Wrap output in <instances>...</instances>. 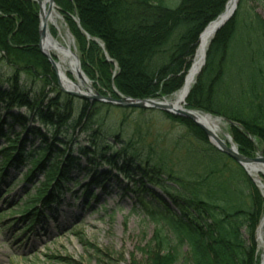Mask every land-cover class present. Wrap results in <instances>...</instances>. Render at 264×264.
Listing matches in <instances>:
<instances>
[{
  "label": "trees",
  "instance_id": "16d2710c",
  "mask_svg": "<svg viewBox=\"0 0 264 264\" xmlns=\"http://www.w3.org/2000/svg\"><path fill=\"white\" fill-rule=\"evenodd\" d=\"M227 1L54 0L93 87L115 96L114 87L135 99H160L181 88L200 33ZM249 2L238 0L232 16L213 35L185 107L229 121L238 151L252 157L257 152L264 156V16L248 8ZM38 9L33 0H0V63L14 69L4 75L0 64V137L7 143L0 149V176L6 166L20 161L31 163V171L42 169L45 179L19 213L32 215L37 201H55L59 195L54 192L72 182L67 174L74 160L84 157L88 166L99 161L128 181L138 210L157 225L142 249L146 264H260L256 228L264 198L245 169L189 119L154 109L112 107L58 90L38 48ZM24 71L54 85V95L46 98L43 89L33 94L21 81ZM111 107L121 111L113 123L108 119ZM134 112L161 115L179 130L166 133L150 121L143 129L134 124L129 130ZM30 121L51 128L50 138L29 126ZM4 125L9 128L3 130ZM14 125L39 138L40 145L31 153L23 150L26 137L20 138ZM76 128L87 134L88 145L78 147L75 158L64 147L68 131ZM109 136L117 138L119 149ZM109 173L107 169L98 178L104 180Z\"/></svg>",
  "mask_w": 264,
  "mask_h": 264
},
{
  "label": "rangeland",
  "instance_id": "374dc122",
  "mask_svg": "<svg viewBox=\"0 0 264 264\" xmlns=\"http://www.w3.org/2000/svg\"><path fill=\"white\" fill-rule=\"evenodd\" d=\"M247 7L264 16V2L262 0H251ZM55 9L60 17L59 24L62 32L69 33L73 39L72 49L75 50L80 64V55L75 39L56 5ZM49 34L57 37L58 32L51 26ZM50 55L57 61L56 56ZM0 64L1 73L4 75L13 73L12 67L7 66L4 62ZM52 71L54 72L53 69ZM54 75L56 77L55 72ZM68 76L74 79L72 73L68 72ZM20 78L23 83L31 87L33 94L39 89H43L46 98L55 93L54 85L45 84L41 81V77L31 76L24 71L20 72ZM56 88L60 90L58 84ZM93 89V91H97L96 88L93 87ZM112 90H114L115 96L110 94L104 96L114 98L118 97V94L124 96L116 92L114 87ZM172 95L163 98L165 100L170 99ZM44 103H46V99H44ZM183 106L185 107L184 104ZM112 107L108 119L113 123L117 119L119 120L121 111ZM1 112L3 111H0V114ZM14 112L25 113L26 110L14 108ZM209 115L221 120L218 131L219 137L226 142L227 138L232 140L229 132L231 123L222 117ZM162 119L164 118L161 115L154 113L141 116L138 112H134L128 118V127L129 130H132L134 124H138V128L143 129L146 121H150L154 128L161 131L172 130L174 131L172 133H177L179 127L177 128L175 124ZM28 125L38 127L41 132L47 134L48 138L53 132L51 128L43 126L37 121H30ZM8 128V125L3 126V130ZM13 129L20 134L22 133L20 138L26 137V140L22 141V144L24 143L21 146L23 150L31 153L40 145L39 138L30 134L25 135L19 126L14 125ZM166 133L168 132L166 131ZM172 133L169 134L172 135ZM59 137L62 138L63 136L60 135ZM111 138L113 137L108 139ZM65 141L66 146L64 148L70 147L75 158L77 148L88 145L87 134L81 132L80 128L68 131ZM48 142L50 141L48 140ZM6 144L5 140L0 137V149ZM110 144L116 149L120 148L117 138L111 139ZM2 158L3 156L0 154V164ZM61 158L63 156H59L57 160L60 161ZM31 167L29 162L18 161L16 164L6 166L0 176V264H131V261L137 264H146L142 249L153 237L157 225L138 210L137 196L133 192L134 188L121 175L99 161L96 166H88L86 158L77 157L67 174V178L72 182L64 186L61 192H54L59 196L52 203L48 202L41 205L39 203L41 200L38 201L36 204L37 212L30 216L28 213L19 212L22 210L25 201L30 204L28 200H32L36 196L37 189L45 180L42 169L31 171ZM107 169L110 171L108 176L104 180L98 178ZM261 176L264 177V175ZM73 182L74 186L72 185ZM257 185L259 186V184ZM258 188L264 198V190L261 186ZM154 192H157L170 203L168 196L160 189H155ZM10 211L17 212L10 214ZM263 217L264 213L260 218V223ZM259 224L256 228V242L260 264H264L263 227L261 231L262 241H259Z\"/></svg>",
  "mask_w": 264,
  "mask_h": 264
},
{
  "label": "bare ground",
  "instance_id": "6f19581e",
  "mask_svg": "<svg viewBox=\"0 0 264 264\" xmlns=\"http://www.w3.org/2000/svg\"><path fill=\"white\" fill-rule=\"evenodd\" d=\"M236 4V0H228L225 14L232 11ZM44 11H47L46 0H44ZM60 17L55 7H52L47 18V30L48 36L44 42V49L47 53L56 56L58 77L60 85L65 89L72 90H84L88 88L93 91L92 83L83 76L78 65H77V54L75 50L72 49L73 39L69 33H63L61 25L59 24ZM220 19L210 23L202 32L200 39L198 41L197 49L194 54L191 66L185 75L183 84L181 88L176 91L170 99L166 101L175 107H182L185 102L186 96L193 85L196 76L201 70L206 50L209 45L210 40L214 35L215 28L219 23ZM53 26L58 34L57 37H53L49 34L50 27ZM60 38V39H59ZM68 72L72 73L74 79L68 76ZM79 73L81 75H79ZM198 120L204 124L206 127L210 128L217 136L220 129L221 120L216 117H212L206 113L197 112ZM222 139V138H221ZM224 142L226 140L222 139ZM246 169L253 180L259 183L261 188L264 190V182L261 180V175H264V166L259 165H248ZM264 225V218L259 225V235H261L262 227Z\"/></svg>",
  "mask_w": 264,
  "mask_h": 264
},
{
  "label": "water",
  "instance_id": "95a60500",
  "mask_svg": "<svg viewBox=\"0 0 264 264\" xmlns=\"http://www.w3.org/2000/svg\"><path fill=\"white\" fill-rule=\"evenodd\" d=\"M37 2L39 7V42H38V48L40 53L47 59V61L50 63L52 69L54 70L56 74L57 84L60 89L65 94L71 95L73 97H77L80 99H84L87 101H98L102 103H109L111 105H116L120 107H131V108H141V109H158L164 112H167L169 114L177 115L180 117H184L186 119L191 120L193 123H195L198 127H200L205 135L208 137L209 141L221 152L225 153L227 156L232 158L235 162H237L239 165H241L244 169H246V166L248 165H259L264 166V156H262L261 153H258L254 157H247L239 153L237 147L235 144L232 143L230 138L227 140V142H224L219 136H217L210 128L206 127L204 124H202L196 115L197 111L187 109L184 106L182 107H175L172 104L168 103L164 98L162 99H152V98H145V99H135L131 97H125L118 94V97H111V96H104L99 94L97 91H91L88 88H85L84 90H72V89H65L63 88L59 83V77H58V68L56 61L51 57L49 53H47L44 49V42L45 39L48 36V30H47V18L48 14L50 13L52 7L55 6L54 0H46L47 3V11H44V0H34ZM238 0H236L237 3ZM227 6V4H226ZM226 6L223 11L214 21L220 19L219 23L217 24L214 33L220 29L224 25L226 21L232 16L236 4L231 12L228 14H225ZM212 21V22H214ZM211 22V23H212ZM202 34V33H201ZM199 35V39L200 36ZM77 60V65L83 74V76L88 80V78L85 76L83 71L80 68L79 60ZM79 75H81L79 73ZM89 81V80H88ZM184 104V103H183ZM264 218V217H263ZM258 238L262 241V234L258 236Z\"/></svg>",
  "mask_w": 264,
  "mask_h": 264
}]
</instances>
